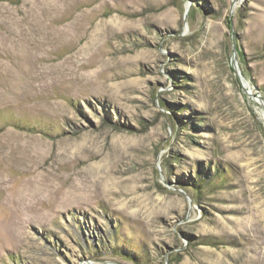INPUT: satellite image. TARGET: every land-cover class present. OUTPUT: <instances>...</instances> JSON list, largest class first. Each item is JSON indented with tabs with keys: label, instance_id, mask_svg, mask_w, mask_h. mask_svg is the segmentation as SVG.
Returning a JSON list of instances; mask_svg holds the SVG:
<instances>
[{
	"label": "rangeland",
	"instance_id": "rangeland-1",
	"mask_svg": "<svg viewBox=\"0 0 264 264\" xmlns=\"http://www.w3.org/2000/svg\"><path fill=\"white\" fill-rule=\"evenodd\" d=\"M232 6L0 0V264H264V0Z\"/></svg>",
	"mask_w": 264,
	"mask_h": 264
},
{
	"label": "water",
	"instance_id": "water-1",
	"mask_svg": "<svg viewBox=\"0 0 264 264\" xmlns=\"http://www.w3.org/2000/svg\"><path fill=\"white\" fill-rule=\"evenodd\" d=\"M236 1L237 0H233V6H232L233 8L236 4ZM232 66H233V69H234L237 77L239 78V80L241 81V83L243 85L244 92L262 107L263 115H264V97L260 94H253L252 93V90L250 89L249 83L246 81V79L243 77L242 73L239 70L235 56L232 59Z\"/></svg>",
	"mask_w": 264,
	"mask_h": 264
}]
</instances>
